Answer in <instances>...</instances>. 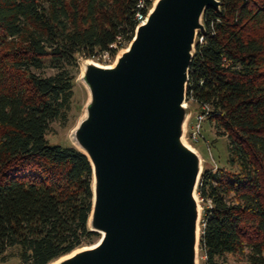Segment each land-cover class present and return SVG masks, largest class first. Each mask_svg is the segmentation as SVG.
Wrapping results in <instances>:
<instances>
[{"label":"trees","instance_id":"16d2710c","mask_svg":"<svg viewBox=\"0 0 264 264\" xmlns=\"http://www.w3.org/2000/svg\"><path fill=\"white\" fill-rule=\"evenodd\" d=\"M218 1L203 14L186 89V102L208 107L205 121L227 138L225 166L205 167L197 189L199 249L204 264H264V0ZM153 4L0 0L3 262L52 264L101 239L89 227L93 167L50 137L79 116V59L115 61Z\"/></svg>","mask_w":264,"mask_h":264},{"label":"water","instance_id":"95a60500","mask_svg":"<svg viewBox=\"0 0 264 264\" xmlns=\"http://www.w3.org/2000/svg\"><path fill=\"white\" fill-rule=\"evenodd\" d=\"M113 66L88 62L75 141L93 167L99 242L52 264H197L201 158L184 142L189 71L218 0H157Z\"/></svg>","mask_w":264,"mask_h":264},{"label":"rangeland","instance_id":"374dc122","mask_svg":"<svg viewBox=\"0 0 264 264\" xmlns=\"http://www.w3.org/2000/svg\"><path fill=\"white\" fill-rule=\"evenodd\" d=\"M126 50L127 49L122 50L119 53V55L116 57L115 61L109 59V57L106 55L98 59H94V60H91V59L86 60L83 58L79 59V74H78V78L76 81L75 92H76V103L78 106L81 107V110L80 112L79 110H75L74 115L75 116L79 115V116H77L75 120L73 118L71 120V123H69L68 126H61L59 123H56L53 125L55 134L50 137L52 142L62 144L63 146H73L79 149L75 141V138H74V132H75V129H77L78 125L81 123V121L86 116V105H87V102L89 101V91H88L86 84L82 80V75L84 74L85 66L88 62H94L101 66H113L115 62L117 61V58ZM185 105L188 107V109H190V114H189V117L185 125L184 142L188 144L190 147H192L193 149H195L197 153L199 154L201 158L202 171L205 167L216 169L217 167L225 166L226 160L228 158L227 138L220 136L214 123L211 124V123H208V121H203L201 124L202 126L201 133L204 139L201 138L199 143H192V141L190 140V134L192 132V129L194 128V125H196L197 123V116H198L197 113H199V111L197 110V106L191 105L187 102L185 103ZM197 200L200 205L199 234H201V222H202L203 208L201 206V200L198 197V193H197ZM204 263H205V259L201 255L200 249L198 246L197 264H204ZM0 264H21V263L19 259L17 258H11L6 262H3L2 259L0 258ZM224 264H236V263L232 258H228L227 262Z\"/></svg>","mask_w":264,"mask_h":264},{"label":"built area","instance_id":"2783aa9c","mask_svg":"<svg viewBox=\"0 0 264 264\" xmlns=\"http://www.w3.org/2000/svg\"><path fill=\"white\" fill-rule=\"evenodd\" d=\"M155 1L156 0H154V2ZM143 7H144V2L142 1V2H140L139 9H142ZM148 14L146 16H143L141 14V12H139L137 14V20L140 22L139 25L144 24L146 22ZM202 41H203V38H200L199 42L202 43ZM202 110L205 111V113H202V112L197 113V115H198L197 116V123H196V125H194V128L192 129V132L190 134V140L192 141V143H199L200 139L203 138L202 133H201V127H202L201 124L203 121L206 120V115L209 111V108L204 107ZM204 259L206 260V257H204Z\"/></svg>","mask_w":264,"mask_h":264}]
</instances>
